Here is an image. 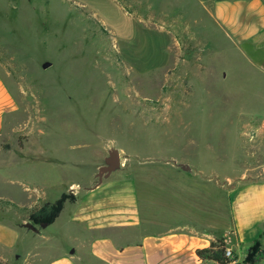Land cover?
Wrapping results in <instances>:
<instances>
[{"label":"rangeland","instance_id":"1","mask_svg":"<svg viewBox=\"0 0 264 264\" xmlns=\"http://www.w3.org/2000/svg\"><path fill=\"white\" fill-rule=\"evenodd\" d=\"M212 8L213 0H0V74L19 105L1 192L54 203L98 183L113 150L116 174L139 180L142 201L162 174L173 180V165L204 194L264 180V75ZM32 205L11 203V215L22 222ZM71 209L53 224V245L75 233Z\"/></svg>","mask_w":264,"mask_h":264},{"label":"crops","instance_id":"2","mask_svg":"<svg viewBox=\"0 0 264 264\" xmlns=\"http://www.w3.org/2000/svg\"><path fill=\"white\" fill-rule=\"evenodd\" d=\"M212 17L247 63L264 75V0H213ZM18 106L0 74V165L9 153L4 140ZM167 168L173 180L162 174L145 186V201L135 176L116 174L115 168L101 179L99 170V182L82 183L73 193L76 201L65 204L61 214L70 204L75 233L56 245L53 224L61 214L44 227H33L24 217L19 222L10 204H41L39 196L20 204L0 190V264H217L202 260L197 251L222 238L236 256L233 264H245L257 241L264 250V180L229 192L208 185L207 190L216 189L204 194L180 181L186 172L182 167ZM217 189L222 190L218 196ZM257 264H264V254Z\"/></svg>","mask_w":264,"mask_h":264},{"label":"trees","instance_id":"3","mask_svg":"<svg viewBox=\"0 0 264 264\" xmlns=\"http://www.w3.org/2000/svg\"><path fill=\"white\" fill-rule=\"evenodd\" d=\"M75 197L72 194H63L56 202L37 204L28 209V220L33 227L37 225H48L55 222L60 216L67 202H74ZM227 244L225 239H218L210 247L197 251V255L202 260L212 261L217 264H233L226 256ZM264 254L261 243L257 241L250 249L245 264H257ZM236 261V256L234 257Z\"/></svg>","mask_w":264,"mask_h":264},{"label":"water","instance_id":"4","mask_svg":"<svg viewBox=\"0 0 264 264\" xmlns=\"http://www.w3.org/2000/svg\"><path fill=\"white\" fill-rule=\"evenodd\" d=\"M120 153L113 150L110 157L107 159V165L101 167L99 176L102 179L103 175L107 172L113 171L120 164Z\"/></svg>","mask_w":264,"mask_h":264},{"label":"built area","instance_id":"5","mask_svg":"<svg viewBox=\"0 0 264 264\" xmlns=\"http://www.w3.org/2000/svg\"><path fill=\"white\" fill-rule=\"evenodd\" d=\"M226 256L232 261V263L235 262L234 260L235 255L229 247L226 248Z\"/></svg>","mask_w":264,"mask_h":264}]
</instances>
